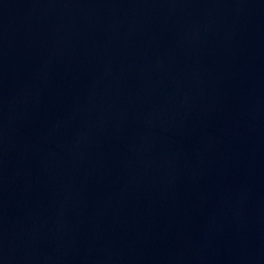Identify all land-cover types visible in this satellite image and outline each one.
Wrapping results in <instances>:
<instances>
[{
	"label": "water",
	"instance_id": "95a60500",
	"mask_svg": "<svg viewBox=\"0 0 264 264\" xmlns=\"http://www.w3.org/2000/svg\"><path fill=\"white\" fill-rule=\"evenodd\" d=\"M0 264H264V0H0Z\"/></svg>",
	"mask_w": 264,
	"mask_h": 264
}]
</instances>
